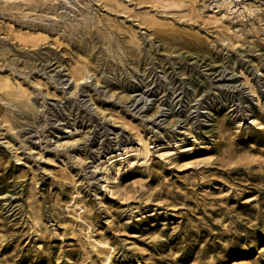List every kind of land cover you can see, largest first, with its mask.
<instances>
[{
  "label": "rangeland",
  "instance_id": "374dc122",
  "mask_svg": "<svg viewBox=\"0 0 264 264\" xmlns=\"http://www.w3.org/2000/svg\"><path fill=\"white\" fill-rule=\"evenodd\" d=\"M0 45V264H264V0H0Z\"/></svg>",
  "mask_w": 264,
  "mask_h": 264
},
{
  "label": "bare ground",
  "instance_id": "6f19581e",
  "mask_svg": "<svg viewBox=\"0 0 264 264\" xmlns=\"http://www.w3.org/2000/svg\"><path fill=\"white\" fill-rule=\"evenodd\" d=\"M107 29V28H106ZM106 32V31H105ZM108 32V31H107ZM114 35V34H113ZM111 33H108V34H106L105 36V38L108 40V46H109V49H110V52L111 51H114V49H115V47L113 46V44L117 41L118 42V39H116L114 36H113ZM38 37H36V38H32V39H30L33 43H36L37 41H38ZM29 40V41H30ZM116 44V43H115ZM4 48H6L5 46H1L0 45V53H4L5 52V50H4ZM117 51H119V50H117ZM117 51H114V52H117ZM7 54V53H6ZM114 54V53H113ZM116 54V53H115ZM117 56V55H116ZM119 56H120V53H119ZM88 73H89V69L87 68V67H84V68H79L78 70H76V71H73L72 72V77L73 78H75L76 79V81H77V85H78V81L81 79V78H85L86 76H89L88 75ZM3 84H5L7 87H8V95L11 97V101L13 102V103H16V102H18V104L20 105V104H29V102L27 103V99H25L26 101H24L23 100V98H22V96H21V94H20V90H18L14 85H13V83L11 82V81H9V79H4L3 80ZM17 104V103H16ZM144 145H145V150H146V152L149 150V147H148V141L146 140V141H144V143H143ZM115 155H117V154H111V156L110 157H113V156H115ZM99 248H101V247H99ZM104 250V252H106V254H104V255H106V256H109V248H104L103 249ZM101 252V251H100ZM103 253V252H102ZM106 256H105V258H106Z\"/></svg>",
  "mask_w": 264,
  "mask_h": 264
}]
</instances>
